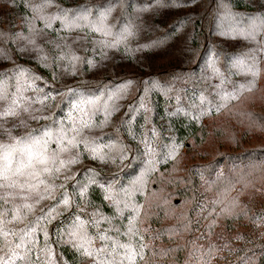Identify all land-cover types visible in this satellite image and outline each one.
I'll return each mask as SVG.
<instances>
[{
	"label": "trees",
	"instance_id": "1",
	"mask_svg": "<svg viewBox=\"0 0 264 264\" xmlns=\"http://www.w3.org/2000/svg\"><path fill=\"white\" fill-rule=\"evenodd\" d=\"M0 264H264V0H0Z\"/></svg>",
	"mask_w": 264,
	"mask_h": 264
},
{
	"label": "rangeland",
	"instance_id": "2",
	"mask_svg": "<svg viewBox=\"0 0 264 264\" xmlns=\"http://www.w3.org/2000/svg\"><path fill=\"white\" fill-rule=\"evenodd\" d=\"M255 234H256V235H259L258 230H257V232L255 231Z\"/></svg>",
	"mask_w": 264,
	"mask_h": 264
},
{
	"label": "snow or ice",
	"instance_id": "3",
	"mask_svg": "<svg viewBox=\"0 0 264 264\" xmlns=\"http://www.w3.org/2000/svg\"><path fill=\"white\" fill-rule=\"evenodd\" d=\"M41 163H43L44 161H40Z\"/></svg>",
	"mask_w": 264,
	"mask_h": 264
}]
</instances>
